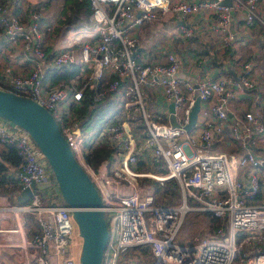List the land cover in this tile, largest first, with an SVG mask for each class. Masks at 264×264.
Returning a JSON list of instances; mask_svg holds the SVG:
<instances>
[{"label": "built area", "instance_id": "1", "mask_svg": "<svg viewBox=\"0 0 264 264\" xmlns=\"http://www.w3.org/2000/svg\"><path fill=\"white\" fill-rule=\"evenodd\" d=\"M50 1L0 0V55L12 49L24 64L0 71V90L51 115L96 189L108 230L102 264H134L129 254L143 248L149 264H264V0H61L49 16ZM83 3L85 15L75 6ZM168 16L175 33L165 51L141 58L132 32ZM183 43L206 44L213 54L178 49ZM72 64L75 78L48 76ZM144 89L159 91L165 107L150 115ZM89 90L87 112L106 95L121 104L96 127L91 143L111 152L95 166L85 160L93 147L84 145L81 112ZM245 95L250 108L234 107ZM0 145L20 158V190H31L23 205L0 196V258L12 250L20 264H79L81 238L44 157L2 118ZM38 183L48 186L30 187ZM21 214L37 226L29 237ZM187 216L215 222L179 241Z\"/></svg>", "mask_w": 264, "mask_h": 264}, {"label": "water", "instance_id": "2", "mask_svg": "<svg viewBox=\"0 0 264 264\" xmlns=\"http://www.w3.org/2000/svg\"><path fill=\"white\" fill-rule=\"evenodd\" d=\"M198 110L196 97L190 109L185 130L193 125ZM168 122L177 126L168 104ZM0 118L24 130L32 139L56 183L61 202L70 209L71 217L81 238L79 264H102L103 251L108 238L107 224L101 210L102 203L88 176L75 160L66 140L60 134L51 115L33 101L0 90ZM48 184H31L43 189ZM30 188L20 191L17 199L26 201Z\"/></svg>", "mask_w": 264, "mask_h": 264}, {"label": "crops", "instance_id": "3", "mask_svg": "<svg viewBox=\"0 0 264 264\" xmlns=\"http://www.w3.org/2000/svg\"><path fill=\"white\" fill-rule=\"evenodd\" d=\"M52 1H54V4L51 3L52 8H50L48 6V4L45 5L46 14H48L49 16H51L56 11L57 7H58V12H60L62 9V1L61 0H58L59 2L55 1V0H52ZM151 27H152L151 23L144 24L143 27L137 28L132 32V34L135 36V39H136L137 44H138L137 53L141 58L147 59V58H150L151 55L152 56L154 55L155 57H159L165 51L163 49V47H158L157 45H155V46L152 45L150 37L146 38V34H148L150 32ZM167 39H169V38H167ZM167 39L164 40L165 44H166ZM2 46H5V44L2 43ZM197 47H198V48H196L197 51L193 50V49H187V51H189V52H205L206 53V50L209 49L207 47V45L203 44V43L198 44ZM199 48L200 49L203 48V51H200ZM157 51H161V52H157ZM209 51H210V49H209ZM209 55H212L211 51H210ZM15 57L16 56L14 55V52L12 51V49H8V51L6 53L1 54L0 55V71L2 69H4L5 67H7L9 70H17L18 68H21L22 65H24V64L20 61H14ZM210 57H211L213 62H217L215 65H218L219 60L217 58H214L213 56H210ZM53 69H56V68H52V67L49 68L47 70V73L50 74V71ZM181 71H182V75H184V77L187 78V75L189 72H186L185 68L181 69ZM263 72H264V70H263ZM143 95L145 97L144 100H145L146 109L150 115H152L154 113L153 111L156 110L157 108L165 107V102L162 100V97L159 94V91L152 92V91L144 89ZM251 97H252L251 95H245L242 98H238L239 99L238 103H235L234 107L239 106V107L244 108V109H249L250 104H247V102H249V101L245 100V99L251 100ZM109 110H111V107ZM107 113L108 112L106 111L102 117H104ZM166 115H167V111L163 110L162 111V117L165 118ZM102 117H99L98 119H95L94 121L97 122V121L103 119ZM93 119L94 118H92L88 124H85V126H86V127H84L85 130L90 126L91 121ZM97 129L98 128H95V131L91 132L89 134L86 132L84 133V140H85L84 145L87 148H90L89 144H91V147H93L91 149L97 148L95 146L96 144L91 143L94 140V136L97 133ZM0 149H1V146H0ZM16 168L17 167H12L10 165H6L5 173L8 177V179H10L11 183L8 187L6 185L0 186V196H3L6 199L8 204L23 205V204H26L28 202V199L26 201H23V202H19L17 199V196L19 195L21 190H20V187L18 185L17 169ZM11 186H15V188H12ZM5 188H6V190H4ZM23 216L25 217L26 214H21L20 218H21V221L23 223V229H24L26 235L29 237L36 232L37 226L35 224V221L33 220L32 221L34 223L33 227L32 226L26 227L25 220L28 221L29 218L28 217L23 218ZM0 260H1V264H20V260L17 258L15 252L12 250L2 251Z\"/></svg>", "mask_w": 264, "mask_h": 264}, {"label": "rangeland", "instance_id": "4", "mask_svg": "<svg viewBox=\"0 0 264 264\" xmlns=\"http://www.w3.org/2000/svg\"><path fill=\"white\" fill-rule=\"evenodd\" d=\"M55 1H58V0H55ZM51 3L54 4V1H50L48 3V6L50 8H52L51 7V5H52ZM34 5H35L34 3H31V6L32 7H34ZM76 11H79V10H76ZM85 12H86L85 9L80 8V13L82 15H85ZM57 14H58V7L56 8V11H55V14L54 15L57 16ZM76 14H78V13H76ZM83 19L84 18L82 17V20H77V21L78 22L79 21H82L83 22L84 21ZM149 23H151V26L152 27L150 28V32L148 34H146V38L147 37H150L151 43L154 46L157 45L158 47H163L165 45L164 40L167 39V38H170L175 33V30L173 28L174 23H175V20L172 17H170V16L164 17V18H161V19H157L156 21H150ZM149 23H147V24H149ZM178 46H179V47H177L178 49L179 48L180 49H184L185 51L187 49L198 48L196 43H194V44H185V43H183V44H179ZM107 98H108V100H107ZM111 99L112 98L110 96H107L106 95L104 97V100H102V102H100L103 105L102 106V109L103 110L106 108V105L108 104L109 100H111ZM110 104H111L112 108H111V110H107V112H108L107 114H109L111 112H116L118 110L120 111L121 104H120L119 100L113 101ZM103 110L102 111H100V110L95 111V113L92 116V117H94V120L95 119H98L99 117H101L100 114H102ZM106 117L107 116H104L103 119H101V120H99L97 122L91 121L90 126L85 130V132L88 133V134L91 133V132H94L95 131V128L101 122H103L102 120H104ZM84 127H86V126H84ZM218 149H222V147L221 148H218ZM147 185L148 186L149 185H153V182L148 181L147 182ZM25 217H28L29 218L28 221L25 220L26 227L27 226H32L33 227V224H34L32 222L34 220V219H32L33 217L30 216V215H26ZM25 217L23 216V218H25ZM212 226H213V224L212 225L209 224L206 216H204V218L187 216L183 220L182 225H181L180 229L178 230V232L176 234V239L179 240V241H184L185 238H187L189 236V233H192L194 235L203 234L206 231L210 230L212 228ZM136 255H137V258L138 259L135 260V263L134 264H149L150 258H149V253H148L147 250L140 249L137 252L134 251L133 253L129 254L128 258L131 259V260H134L135 257H136ZM139 256H140V258H139Z\"/></svg>", "mask_w": 264, "mask_h": 264}, {"label": "trees", "instance_id": "5", "mask_svg": "<svg viewBox=\"0 0 264 264\" xmlns=\"http://www.w3.org/2000/svg\"><path fill=\"white\" fill-rule=\"evenodd\" d=\"M75 6H76V10H80V8H83V7H84V9H86L85 8L86 5L84 3L83 4H75ZM193 50L197 51L196 48H193ZM200 51H203V48H201ZM206 53L210 54L209 49L206 50ZM211 54H213V53H211ZM78 71H79L78 66L75 64H72L71 66H69L67 68L53 69L50 71V74L48 76L50 77V79L53 82L60 81L61 79L62 80H70L72 78H75V76L78 74ZM92 95H93V91L89 90L85 94L83 101H82L81 112L83 114L84 126H85V124H88L92 118H94L92 116L95 113V111H98V110L102 111L103 110L102 109L103 105L100 102H98L96 104V107L94 108L93 112H87V110H85L86 107L89 105V102L91 101ZM107 96H109V95H107ZM107 100H108V98H107ZM111 102H113V99L109 100L108 104L106 105V108L103 110L102 114H100L101 117L105 114V112L107 110L110 109V107H112L110 104ZM92 121H94V119ZM0 146H1V149H0V186L6 185L8 187L10 185L11 181H10V179H8V177L5 173L6 165H10L12 167H17L18 164L20 163V158L16 155L15 151L12 148H8V147L2 146V145H0ZM110 152H111L110 150H107L105 148H101V147L94 148V149H91L90 152L85 153V160L87 163H90V164L95 166L101 159L108 158L110 155ZM11 187L15 188V186H11ZM4 190H6V188ZM209 221H210V225H212L215 222L214 219H210V218H209ZM143 249L146 250V248H143Z\"/></svg>", "mask_w": 264, "mask_h": 264}]
</instances>
